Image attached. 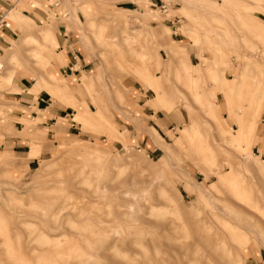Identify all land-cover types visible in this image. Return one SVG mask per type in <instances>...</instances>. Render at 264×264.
<instances>
[{"label": "rangeland", "instance_id": "374dc122", "mask_svg": "<svg viewBox=\"0 0 264 264\" xmlns=\"http://www.w3.org/2000/svg\"><path fill=\"white\" fill-rule=\"evenodd\" d=\"M3 1L0 264H264V0Z\"/></svg>", "mask_w": 264, "mask_h": 264}, {"label": "crops", "instance_id": "0c3cea01", "mask_svg": "<svg viewBox=\"0 0 264 264\" xmlns=\"http://www.w3.org/2000/svg\"><path fill=\"white\" fill-rule=\"evenodd\" d=\"M3 2H4V4H8L5 1H3ZM188 5L189 4L187 3L186 8L189 7ZM0 15L3 16V13L0 12ZM4 23H5V20H4ZM173 56H176L179 60H183L184 62H187L186 54L184 53V50L182 48L179 51L175 52V55H173ZM72 59L74 60L75 57L72 56ZM70 63H71V61H70ZM75 65H76V60L74 61V63H72L71 66L63 67L62 68V72L64 74H68V73H72L73 74V73H75V71H77V69H73V67ZM156 65L158 66V62L155 64V66ZM194 70L195 71H199L197 66L195 67ZM71 77H73V75H70V78ZM152 80H153V77L151 76V78H149V81L152 82ZM229 81L230 80L223 81L225 88L228 87L227 82H229ZM151 88L156 92V87H154V85H152ZM28 90H29V92L34 93V94H36V93H38L40 91V89L36 86V84H34L31 88H28ZM13 95H14V97H12L13 99L19 100L22 105L25 104V102H23V100H22L23 97H20V95H21L20 93H14ZM44 97H45V95H42V97H38V102H37L38 105H39V101H44ZM38 110L41 111V110H45V109H39L38 108ZM211 112H213V111H211ZM250 114L251 113L249 112V113L245 114L242 119L241 118L239 119V121H238L239 129L238 130H234L235 134H231V137L234 140H238L239 142L244 144L242 146L243 149H248V147L250 146L249 143L248 144L244 143V141H246V139H247V135H248L249 129H252V131H253L254 127H255V123H256V121H255V123L253 122L254 125H251L252 123H251L250 119L248 118V116ZM157 118L159 119V116L156 117V120H157ZM149 121H150L149 125H151L157 132L162 131L161 130V126L158 125L159 123L162 124V125H165V123L163 121L156 122V121H154V119H149ZM181 133L183 134V136L181 135V137H185V138H188V139H193L195 137V135H196L195 126L192 124L191 127L189 128V130L188 129L181 130ZM260 138H262V135L261 134H256V135H254L252 137V141L251 142L252 143H256L257 140L260 139Z\"/></svg>", "mask_w": 264, "mask_h": 264}, {"label": "built area", "instance_id": "2783aa9c", "mask_svg": "<svg viewBox=\"0 0 264 264\" xmlns=\"http://www.w3.org/2000/svg\"><path fill=\"white\" fill-rule=\"evenodd\" d=\"M156 1L158 2V5L157 6H158V8H160L161 11H164L168 7V5H169L168 2H166L164 0H156ZM154 4H156V3L154 2ZM55 6H58V3L55 4L54 7ZM3 25H4V18H3V16L0 15V30H2Z\"/></svg>", "mask_w": 264, "mask_h": 264}, {"label": "bare ground", "instance_id": "6f19581e", "mask_svg": "<svg viewBox=\"0 0 264 264\" xmlns=\"http://www.w3.org/2000/svg\"><path fill=\"white\" fill-rule=\"evenodd\" d=\"M83 117V116H82ZM82 117H81V119H82ZM189 130V129H188ZM61 144H63V143H61ZM65 146H66V144H64ZM62 146V145H61ZM66 147H68V146H66ZM65 148V147H64ZM64 148H62V149H64Z\"/></svg>", "mask_w": 264, "mask_h": 264}]
</instances>
